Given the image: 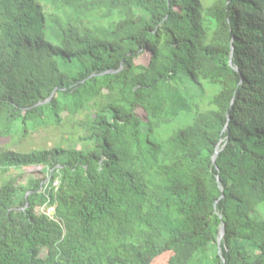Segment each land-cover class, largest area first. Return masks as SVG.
Returning <instances> with one entry per match:
<instances>
[{"label":"trees","instance_id":"obj_1","mask_svg":"<svg viewBox=\"0 0 264 264\" xmlns=\"http://www.w3.org/2000/svg\"><path fill=\"white\" fill-rule=\"evenodd\" d=\"M65 119L0 150L41 166L0 182V264H264V0H0V137Z\"/></svg>","mask_w":264,"mask_h":264},{"label":"rangeland","instance_id":"obj_2","mask_svg":"<svg viewBox=\"0 0 264 264\" xmlns=\"http://www.w3.org/2000/svg\"><path fill=\"white\" fill-rule=\"evenodd\" d=\"M139 62H146L147 58L142 57ZM78 121V119H76ZM76 121L65 119L63 124L58 126H40L30 130L25 135L16 134L14 136L0 137V150L13 149L17 151H31L33 149H49L55 146H78L77 134L79 129ZM41 166L26 167L24 170H12L0 175V182L5 181L20 172H23L25 181L28 177L40 175ZM171 252H165L155 258L151 264H169Z\"/></svg>","mask_w":264,"mask_h":264},{"label":"water","instance_id":"obj_3","mask_svg":"<svg viewBox=\"0 0 264 264\" xmlns=\"http://www.w3.org/2000/svg\"><path fill=\"white\" fill-rule=\"evenodd\" d=\"M230 64L232 65V60H231V59H230ZM220 143H221V140L219 141L217 147H219ZM222 148H223V146H222ZM222 148H221V149H222ZM218 152H219V148H217L215 154H214L213 157H212L213 163L216 162V158H217ZM224 232H225V225L222 224V225L220 226V235H219V237H218V245H219V246H220V244H221V240H222V238H223Z\"/></svg>","mask_w":264,"mask_h":264},{"label":"built area","instance_id":"obj_4","mask_svg":"<svg viewBox=\"0 0 264 264\" xmlns=\"http://www.w3.org/2000/svg\"><path fill=\"white\" fill-rule=\"evenodd\" d=\"M58 181H56L55 183H54V185L56 186V187H58ZM52 210H53V208H49L47 211L49 212V213H52Z\"/></svg>","mask_w":264,"mask_h":264}]
</instances>
